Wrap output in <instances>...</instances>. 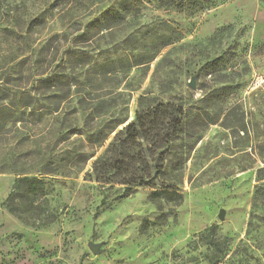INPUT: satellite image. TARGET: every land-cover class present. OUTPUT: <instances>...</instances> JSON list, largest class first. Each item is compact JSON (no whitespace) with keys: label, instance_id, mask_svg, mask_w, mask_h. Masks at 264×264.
Masks as SVG:
<instances>
[{"label":"rangeland","instance_id":"obj_1","mask_svg":"<svg viewBox=\"0 0 264 264\" xmlns=\"http://www.w3.org/2000/svg\"><path fill=\"white\" fill-rule=\"evenodd\" d=\"M180 1L0 0V93L35 101L0 129V264H264V0ZM138 111L161 171L124 194L86 173ZM18 173L53 221L3 205Z\"/></svg>","mask_w":264,"mask_h":264},{"label":"trees","instance_id":"obj_2","mask_svg":"<svg viewBox=\"0 0 264 264\" xmlns=\"http://www.w3.org/2000/svg\"><path fill=\"white\" fill-rule=\"evenodd\" d=\"M184 1L193 3L191 6L201 5L210 0H181L179 6L184 5ZM175 3V0H173ZM32 25V24H31ZM45 83L48 80H44ZM0 129L4 126L6 121L21 120L24 113L35 105V101L30 93L11 91L0 93ZM54 103L56 101L54 100ZM51 109V105H42L40 110L45 108ZM149 115H144L141 112L136 113V117L128 122L122 129L115 130L116 133L108 143L105 151L96 156L92 163V168L86 173L90 180L109 184L118 179L121 184H124V194L130 192L136 187H156V176L161 171L159 169V162L151 164L147 159L146 152H139L132 157V161H128L130 151L139 146L140 139L146 140L149 143H156L158 138L161 140L163 135L154 134L159 117L153 116L151 119ZM108 139V138H105ZM152 150V147L149 148ZM80 155V154H79ZM95 154L92 155V157ZM81 159V158H79ZM87 163V158H82L81 161ZM121 164V165H120ZM143 168L145 172L139 173V168ZM128 171V177L122 178L118 171ZM18 171V170H16ZM121 177V178H117ZM45 181L35 175L28 176L27 174L18 173L12 190L8 197L3 202V205L15 215L25 219L29 223L38 224L39 220L46 224L53 221L52 218H43L40 216V211L37 209L40 204L41 196L45 195ZM154 195L159 193L158 190ZM216 260L215 263H218Z\"/></svg>","mask_w":264,"mask_h":264},{"label":"water","instance_id":"obj_3","mask_svg":"<svg viewBox=\"0 0 264 264\" xmlns=\"http://www.w3.org/2000/svg\"><path fill=\"white\" fill-rule=\"evenodd\" d=\"M190 86H191L192 88H195V80H194V79L191 81ZM223 216H224V210L221 209L220 214H219V218H223ZM89 247H90V249L92 250V252H93L94 254H96V253H100V252H101L100 244L97 243V242H96V243L91 242V243L89 244Z\"/></svg>","mask_w":264,"mask_h":264}]
</instances>
